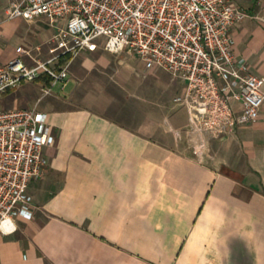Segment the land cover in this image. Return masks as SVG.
I'll return each instance as SVG.
<instances>
[{"label": "crops", "instance_id": "crops-1", "mask_svg": "<svg viewBox=\"0 0 264 264\" xmlns=\"http://www.w3.org/2000/svg\"><path fill=\"white\" fill-rule=\"evenodd\" d=\"M21 1L0 0V67L53 56L48 18L8 20ZM234 1L248 13L233 28L235 53L264 78V0ZM41 97L9 108L38 105L57 141L44 151L46 175L28 188L33 219L16 217L17 231L0 235V264H264V105L255 123L207 133L199 155L181 106L143 113L132 126L58 93Z\"/></svg>", "mask_w": 264, "mask_h": 264}, {"label": "built area", "instance_id": "built-area-1", "mask_svg": "<svg viewBox=\"0 0 264 264\" xmlns=\"http://www.w3.org/2000/svg\"><path fill=\"white\" fill-rule=\"evenodd\" d=\"M39 17L55 29L53 56L34 67L21 59L0 67V96L43 76L51 83L42 86L41 100L60 84L65 90L73 60L104 38L106 51L127 52L148 70L164 69L186 82L175 102L189 114L187 136L199 155L207 133L221 138L261 116L264 78L235 53L233 28L248 13L234 0H23L8 8L9 21ZM18 52L30 54L23 47ZM56 141L49 115L38 105L0 110V235L17 231L16 217L33 219L28 188L46 175L44 151Z\"/></svg>", "mask_w": 264, "mask_h": 264}, {"label": "rangeland", "instance_id": "rangeland-1", "mask_svg": "<svg viewBox=\"0 0 264 264\" xmlns=\"http://www.w3.org/2000/svg\"><path fill=\"white\" fill-rule=\"evenodd\" d=\"M104 41L97 39L96 50L83 52L71 64L70 85L65 90L62 84L55 88L64 102L84 105L132 126L139 123L143 113L158 108L166 113L168 108L177 106L175 99L183 94L181 88L186 85L183 79H176L164 69L148 70L145 62L127 52H108ZM87 60L90 61L87 64L95 62V70L84 68L83 62ZM34 83H25L12 95L0 99V110L11 108L15 98L22 100L23 105L34 97L37 100L42 87ZM48 102L43 101L42 106ZM161 129L173 136L167 125Z\"/></svg>", "mask_w": 264, "mask_h": 264}, {"label": "trees", "instance_id": "trees-1", "mask_svg": "<svg viewBox=\"0 0 264 264\" xmlns=\"http://www.w3.org/2000/svg\"><path fill=\"white\" fill-rule=\"evenodd\" d=\"M71 58H72L71 56H68L67 58L62 59V63L63 64L66 63V61L71 60ZM37 82H40L43 86L49 85L51 83V78L49 76H43L42 79H40ZM223 171L232 176H237V173L229 168L224 167Z\"/></svg>", "mask_w": 264, "mask_h": 264}]
</instances>
